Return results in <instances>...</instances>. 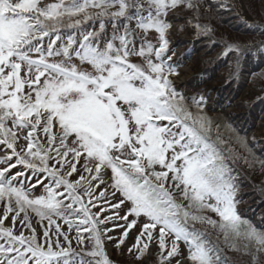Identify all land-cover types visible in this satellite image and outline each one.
<instances>
[{
	"label": "snow or ice",
	"instance_id": "6c2138e0",
	"mask_svg": "<svg viewBox=\"0 0 264 264\" xmlns=\"http://www.w3.org/2000/svg\"><path fill=\"white\" fill-rule=\"evenodd\" d=\"M204 3L0 0V264H116L110 245L136 264H264L233 174L264 160L177 91L169 36L191 27L237 72L264 40L215 39Z\"/></svg>",
	"mask_w": 264,
	"mask_h": 264
},
{
	"label": "trees",
	"instance_id": "16d2710c",
	"mask_svg": "<svg viewBox=\"0 0 264 264\" xmlns=\"http://www.w3.org/2000/svg\"><path fill=\"white\" fill-rule=\"evenodd\" d=\"M244 1L254 22L264 24V0ZM212 18L215 19L218 28H222L223 36H225L222 39H233L240 42L264 40V32H261L254 22L246 23L238 20L237 16L218 18L215 16V12L212 13ZM219 39L217 38V40ZM208 43H210L209 40ZM207 45L209 44L190 42L186 49L194 55V59L201 60L198 71L206 77L208 83L215 82V80L219 83L220 86L215 90H218L217 95L220 102L224 103L230 100L232 105L238 109L235 114H226L224 109L220 108L216 114L215 122L220 125V132L222 131L221 126L225 128L227 124V127L234 130L231 132L234 134L232 139L226 142L228 149L249 160H264V140L258 144L248 141L246 138L247 131L259 127L260 122L264 119V55H247L242 60L241 71L237 72L233 63L234 56L231 59L219 58L218 53L221 51V46L210 48ZM260 83L262 86H258ZM253 85L255 88H263L260 99L252 103L239 101L242 92ZM225 150L227 151V149ZM233 167L235 169L233 174L237 177L240 185L237 199L239 204L243 205L244 212L241 214L244 218L258 223L264 219V194L258 190L264 184V171L260 169L259 163L255 168H250L244 159L237 160ZM227 255L232 256L233 254L229 251Z\"/></svg>",
	"mask_w": 264,
	"mask_h": 264
},
{
	"label": "rangeland",
	"instance_id": "374dc122",
	"mask_svg": "<svg viewBox=\"0 0 264 264\" xmlns=\"http://www.w3.org/2000/svg\"><path fill=\"white\" fill-rule=\"evenodd\" d=\"M49 2H55V0H49ZM226 5L222 7L221 5ZM215 12V16L218 18H229L230 16H237L238 20L244 21L246 23H253L254 19L247 10L246 3L244 0H205L203 8L200 13L199 20L203 24H210L214 29V37L217 35V38L222 39L223 36L222 28L219 29L218 25H216V21L212 18V13ZM221 14V15H220ZM190 15V14H189ZM236 18V17H235ZM177 24H184V20L175 21ZM215 38V39H217ZM171 47L173 51L176 53L175 61L177 73L173 76V79L176 84L177 91L183 94L185 97L191 98L193 96L199 97L203 96L205 98V105L203 107V112L208 117L212 118L214 121L216 120V114L220 108L224 109V113L235 114L238 109H236L232 103L229 101H225L221 103L219 97L217 95L216 87L220 86L219 83L215 80V82L208 83L206 77L200 74L198 71V65L201 60L194 59V55L186 49V46L191 42H202L204 45L210 44L206 38H201L197 40L193 34V29L191 27H185L183 30L173 31L169 36ZM219 39V40H220ZM193 57V59H191ZM233 56L227 57L231 59ZM192 73L191 78L186 84L180 83L179 79L186 76L188 73ZM212 87H211V86ZM210 86V87H209ZM258 86H262L260 83ZM263 89V88H262ZM260 88H255V86L247 87L241 94L239 101L252 103L255 102L259 97L262 96ZM228 125V124H227ZM221 126L222 131L220 132V137L223 142H227V140H231L234 134H231L234 130L227 127ZM247 140L252 142H257L260 144L261 141L264 140V119L260 122L259 127L249 129L247 131ZM238 141V138L235 136ZM227 144V143H226ZM258 146V145H257ZM245 207V205H244ZM238 208L242 209L243 205L239 204ZM243 209L242 212L243 213ZM215 218V217H214ZM111 227V225H109ZM113 236L118 235L117 232L112 233ZM111 252L112 257L115 259L116 264H136L133 257L128 255L127 253L121 255L120 250L114 249L113 246H109L108 249ZM155 249H153V253H155ZM156 256L151 255L148 256L145 264H156Z\"/></svg>",
	"mask_w": 264,
	"mask_h": 264
},
{
	"label": "bare ground",
	"instance_id": "6f19581e",
	"mask_svg": "<svg viewBox=\"0 0 264 264\" xmlns=\"http://www.w3.org/2000/svg\"><path fill=\"white\" fill-rule=\"evenodd\" d=\"M191 74L192 73L190 72L186 76H184L183 78H180L179 79L180 83L186 84L189 81V79L191 78V76H192Z\"/></svg>",
	"mask_w": 264,
	"mask_h": 264
}]
</instances>
